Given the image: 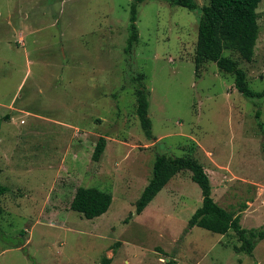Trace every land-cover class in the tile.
Masks as SVG:
<instances>
[{
  "label": "rangeland",
  "instance_id": "obj_1",
  "mask_svg": "<svg viewBox=\"0 0 264 264\" xmlns=\"http://www.w3.org/2000/svg\"><path fill=\"white\" fill-rule=\"evenodd\" d=\"M132 1L0 0V118L9 116L0 128V264H264V239L248 256L231 231H187L201 206L189 171L134 215L155 157L190 156L214 202L243 229L264 230V99L244 98L213 62L195 69L198 10L138 4V42L126 54ZM256 11L252 61L224 55L261 92L264 0ZM136 74L155 140L135 113ZM99 137L106 146L94 162ZM78 187L109 193L108 210L93 220L72 211Z\"/></svg>",
  "mask_w": 264,
  "mask_h": 264
},
{
  "label": "trees",
  "instance_id": "obj_2",
  "mask_svg": "<svg viewBox=\"0 0 264 264\" xmlns=\"http://www.w3.org/2000/svg\"><path fill=\"white\" fill-rule=\"evenodd\" d=\"M147 0H133L130 6L129 30L125 53L131 55L138 42L136 27L137 5ZM171 6H177L188 11L199 12L197 39L194 48V65L198 69L204 62H213L220 72L233 77L234 88L244 98L249 100L264 99V90L255 92L249 88L244 71L237 61L225 56V51L236 53L243 61L250 63L258 38L257 8L262 0H209L207 5L198 7L193 0H166ZM135 85V113L141 130L149 140L152 136L151 121L148 116V92L144 84V75L136 74L132 78ZM260 111L256 112V118ZM9 116L0 118L1 123ZM259 126H262L259 124ZM106 140L99 137L92 160L98 162L104 152ZM189 171L190 179L200 189L201 206L196 209L188 220V229L198 227L214 234L225 235L233 232L239 241L238 251L252 256L258 242L264 239V230H245L240 226V216L228 212L217 205L211 197V185L203 166L190 156L172 157L157 155L152 165L151 178L144 187L139 198L134 203V215H140L156 195L178 173ZM1 172V171H0ZM8 191L0 182V218L2 216L1 198ZM112 197L109 193L97 188L78 187L70 204V209L79 213L87 220H93L103 215L109 208ZM1 233V228H0ZM109 259H103V264H109Z\"/></svg>",
  "mask_w": 264,
  "mask_h": 264
}]
</instances>
